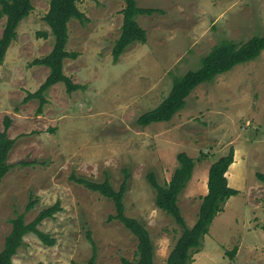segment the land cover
Segmentation results:
<instances>
[{"label":"rangeland","instance_id":"obj_1","mask_svg":"<svg viewBox=\"0 0 264 264\" xmlns=\"http://www.w3.org/2000/svg\"><path fill=\"white\" fill-rule=\"evenodd\" d=\"M136 1L161 12L137 18L147 41L128 46L117 62L111 53L124 2H78L86 21L67 25L66 50L78 57L65 60L63 72L83 88L72 93L63 83L49 88L41 112L38 99L26 97L49 74L46 67L30 65L53 48L43 20L49 0H32V12L20 22L0 66V132L10 118L8 137L15 141L7 156L11 169L0 182V252L12 219L22 215L29 224L59 203L61 210L37 227L54 244L26 234L13 264H84L94 251L95 264L134 262L137 240L118 221H108L115 215L113 203L71 180L108 178L118 190L127 174L124 214L148 231L154 264H166L181 228L155 206L147 175L153 173L162 185L178 167L179 153L194 159L178 199L192 227L207 194L210 166L232 148L225 175L239 193L215 217L191 264H264V184L256 177L264 173V51L199 85L170 121L136 124L167 97L175 78L199 69L222 41L243 44L264 36V0ZM4 24L0 19V37ZM31 200L37 203L26 211Z\"/></svg>","mask_w":264,"mask_h":264},{"label":"trees","instance_id":"obj_2","mask_svg":"<svg viewBox=\"0 0 264 264\" xmlns=\"http://www.w3.org/2000/svg\"><path fill=\"white\" fill-rule=\"evenodd\" d=\"M80 0H49V10L43 20L50 30L54 43L51 52L42 58L32 61L31 66H43L49 70L44 83L34 93H29L26 101L38 99V112H41L46 100L44 93L51 87L63 83L68 93L80 90L83 87L71 81L63 72L65 60H76L75 52H68V23L71 20L85 22L84 15L78 9ZM124 8L122 14V26L119 38L112 48L113 61L117 62L125 49L134 43L145 44L146 32L137 22L139 16H150L160 13V10L146 9L138 6L136 0H122ZM33 10L32 0H0V19L5 20L4 29L0 37V66L3 64L10 45L16 40L17 28L20 22L27 18ZM38 38H47L46 33H38ZM264 51V36L253 37L243 44L232 41H222L219 45L201 60V66L197 70H190L172 82V87L167 97L153 110L144 113L136 124L145 128L152 123L168 122L175 114L185 106V100L190 93L203 83L211 82L215 77L230 71L237 65L255 60ZM11 119L5 117L3 130L0 132V182L11 169L7 163V156L14 145V139L8 137ZM234 150L231 148L228 154L219 158L209 168L207 177V194L201 198L198 214L192 227H188L181 215L178 199L187 183L190 181L195 168L194 159L181 152L176 159L178 167L174 170L167 183L159 184L153 173L147 175V181L155 191V206L169 216L173 222L181 228V234L172 248L166 264H191L192 257L197 253L203 243L205 235L215 217L223 212L224 206L231 197L238 195V191L228 186L226 173L233 163ZM258 181L264 184V173L256 175ZM71 180L82 185L85 189L98 193L110 200L115 208V215H110L108 221L116 220L121 223L137 240V258L124 264H154V247L146 228L133 218L124 214L123 197L127 188L128 175L118 190H115L108 178L102 182H95L84 178L73 177ZM31 200L26 206L30 211L36 204ZM59 203L42 210L29 224L24 222L22 215L11 220L12 229L5 240L4 248L0 252V264H13L12 257L22 245L26 234H34L44 245L52 246L54 241L40 232L37 227L44 219L53 217L59 212ZM89 237V236H88ZM93 245V243H92ZM94 249V246H93ZM96 253L84 264H95Z\"/></svg>","mask_w":264,"mask_h":264}]
</instances>
